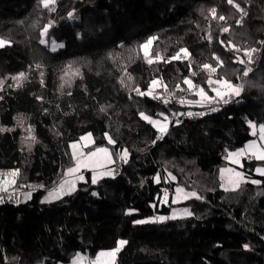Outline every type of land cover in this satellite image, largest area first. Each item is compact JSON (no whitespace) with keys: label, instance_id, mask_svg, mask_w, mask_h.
I'll use <instances>...</instances> for the list:
<instances>
[{"label":"trees","instance_id":"obj_1","mask_svg":"<svg viewBox=\"0 0 264 264\" xmlns=\"http://www.w3.org/2000/svg\"><path fill=\"white\" fill-rule=\"evenodd\" d=\"M0 39V169L17 171L14 188L40 187L25 202L0 203V264L92 257L119 239L127 243L115 264H264V177L253 170L264 161L242 167L260 184L224 190L219 178L228 151L264 123V0H56L48 9L0 0ZM153 79L175 92L189 79L211 97L209 79H244L242 101L213 111L195 93L192 105L161 104L135 91ZM169 110L177 117L162 135L140 116ZM87 133L84 150L108 148L118 173L92 184L84 172L74 191L44 202L74 164L71 143ZM179 186L201 198L172 203ZM180 206L192 215L135 223Z\"/></svg>","mask_w":264,"mask_h":264},{"label":"snow or ice","instance_id":"obj_2","mask_svg":"<svg viewBox=\"0 0 264 264\" xmlns=\"http://www.w3.org/2000/svg\"><path fill=\"white\" fill-rule=\"evenodd\" d=\"M41 3H42V5H43L44 8L48 9L50 7V5H55L56 4V0H41ZM228 3L229 4H232L233 3V0H228ZM236 7L239 8V5H236ZM50 10H53L54 11L55 9L53 7ZM241 11H243V10L241 9ZM215 12H216V10L215 9H212L213 16H215ZM68 15H69V17H72L73 16V13L72 12H69ZM219 19L220 20H224L225 17L220 16ZM51 26H52V23L49 22V24L44 27V30L41 33V35L42 36H46L47 33H48V31H49V28ZM223 31L224 32H227V31H229V29L227 27H225L223 29ZM209 39H211V37H209ZM40 42L43 44V43H45V40L44 39H41ZM6 43H8V42L5 39H0V47H4ZM151 43H152V40L150 39V40L147 41V43L145 45H143L146 56L148 54L147 53L148 45H150ZM60 46L63 47V45H60ZM55 50L56 49H55V46H54L53 47V51H55ZM181 51H184L185 52V55H187L186 50L181 49ZM252 51H255V49H253ZM246 55H248V59H249V63H250L251 62V59H252L251 54L250 53H246ZM178 58H179V53H177L176 57H173V59H178ZM157 59H159V57H157ZM152 62L153 61L151 59L148 60V63L151 64ZM240 62L241 63H244V61H240ZM37 67H39V66H37ZM204 68L205 69H209L210 66L208 64H205L204 65ZM212 71H214V69H212ZM252 71L253 70H252L251 67L246 68V70L243 72V76L247 77L249 75V73H251ZM21 78H24V73H20L19 77H15L14 79H17L19 81ZM160 83H161V81H158L156 79H153L152 82H151V85L149 87L148 92H142L138 88L135 89V91L140 96L152 95V89H153V87L159 85ZM184 84L185 85H188L190 88L194 87V85L192 84V81L189 80V79H185L184 80ZM208 84H209V86H212L213 84H224L226 88L232 89V92L237 97L240 96L241 90H242L240 87H233V85L230 84V83H228L227 81H219V80L218 81H212L211 79H209L208 80ZM166 87L167 86L165 85V88ZM198 95L202 99H208V97L205 95V92H204V89L203 88H200L199 89ZM217 96H220L223 99V94L220 91H217ZM153 98L154 99H157L159 97L153 96ZM228 102H229L228 99H224V103L225 104H227ZM164 103H168V101L165 100ZM181 103H183V101H181ZM215 110L216 109H213V111H215ZM160 115L163 116L164 114L163 113H160ZM181 115H183V114H181ZM188 115H191V113H188ZM140 116H141L142 119L148 121L151 124H156L157 123V121L151 119V117L145 115L143 112L140 113ZM164 120L167 121L168 120V117L167 116H164ZM166 130H167V126L166 125L161 126L159 128V131L161 133L165 132ZM259 131H260L259 140L262 141V142H264V124L260 125ZM252 134L255 136L256 135V132L253 131ZM90 138H91V135L90 134L82 137L83 140H89ZM109 142L110 143H114V141H112L111 137H109ZM85 146H87V145H85ZM71 147L74 150L73 153H72V155H73V158L76 159V165H75V167L68 168V170H67L68 173H76L81 168H89L90 167V161L77 158V154L75 152V149L77 148V144L76 143H73L71 145ZM248 149H250L251 151L248 152ZM98 152L105 153L106 157L109 160L111 159L110 156H109V154H108V150L105 149V148H98L95 151H91V152L87 153L86 155H87V157L91 158V157H95ZM246 153L248 154L249 158H254L257 161H264V143H262V144H260L258 146L257 143H256V141H253L252 143H250L247 146V149H241L240 151H237V152H231L228 155H229L230 158H235V157L243 156ZM127 155L128 154L125 151L123 153V155H122L121 158L122 159H125L127 157ZM233 162L234 163H237V164L240 163V161L239 160H236V159H233ZM225 171H229V170L228 169H221V177L222 178H223V174H224ZM254 171L256 173H258L260 176L264 177V167H257V168H255ZM11 175L12 176H15V175H17V172H13V173H11ZM104 176H113V178H114V173H113L112 170H108V171H105V172H100L98 174L94 172L93 177H92V180H91V183L92 184H96L98 182V179L99 178H103ZM78 179L83 180L84 177L82 175H80L78 177ZM155 179H156V182L159 183L160 178L159 177H156ZM172 179H175V178L172 177ZM242 181L247 182V179L245 177V174L242 173V172H238V171H234L233 170V176L229 177V179H228V182L233 185V189L238 188L240 186V183ZM9 183H14V181H10ZM250 183H252V184L255 185V184H260L261 181L260 180H257V179H251L250 180ZM74 189H75V185L74 184L68 185L67 190H65V184H61L60 187H59V189H56V190H53L52 192H49V198L54 197V196L58 197V195H59V193L61 191H63L64 194H70L71 191H73ZM0 191H7V188L0 187ZM176 192L177 193H182V192H184V189L177 188L176 189ZM92 195L95 196V195H97V193L96 192H93ZM184 195L186 197H196L198 199L201 198V197L197 196V193L195 191H193V192H186V193H184ZM29 196H30V194H29ZM167 196H168V193H167V190H165V192H164L165 200L162 201V202H166ZM47 199L48 198H46V202H47ZM0 202H2V200H0ZM173 202H175V201H173ZM185 212H186L187 215H192V213L191 212H188L187 209H185ZM168 218L169 217H163V216H161V217H157V218L153 219L152 221H148V220H137V221H135V223L136 224H143V223H148V222H162V221H164L165 219H168ZM170 218H176V217H175V215H173V217H170ZM125 243H127V242L124 241V240H120L119 241V244L121 246L124 245ZM245 247H247V246H245ZM118 251H119V248L115 249L113 252L101 253L100 255L101 256H104V255L115 256V253L118 252ZM97 259H99V257H97Z\"/></svg>","mask_w":264,"mask_h":264},{"label":"rangeland","instance_id":"obj_3","mask_svg":"<svg viewBox=\"0 0 264 264\" xmlns=\"http://www.w3.org/2000/svg\"><path fill=\"white\" fill-rule=\"evenodd\" d=\"M142 49L144 50V47H142ZM1 83H2V81L0 80V85H1ZM213 85H214L213 89H215V92H214V95H213L214 97H220V96H217V91H220L223 94V96H228V95H231V93H233L232 89L226 88L224 84H213ZM158 87H159L158 85L153 87L152 91L156 90ZM233 87H236V86L233 85ZM198 91L196 92L197 95H198ZM205 95L208 97V99H203V100L204 101H210L211 100V96L206 94V93H205ZM200 99H202V98L200 97ZM151 119L157 121V123L156 124H151L150 123V124L158 131L159 134H161V135L164 134L165 132L161 133L159 131V128L161 126H164V125H166L167 128H168L169 120L165 121L164 120V115L161 116V117H151ZM262 124H264V123H262ZM259 129H260V126H258V127H255V126L253 127L252 126L251 131H252V133H253V131H255L256 132V136L253 139H250V140L246 141L245 143H243L241 146L235 148L234 150L228 151V153H227L228 160H226V164L223 167H221V169H228L229 171H225L224 174H223V178H222L221 177V169L219 170V178H220V180L222 182L221 183V188L222 189H224V190H233V185L228 182L229 177L233 176V170L244 173V171H242V167L244 166V159L255 160L254 158H249L247 153L245 155H243V156L235 157V158H230L228 154L231 153V152L240 151L241 149H247V146L250 143H252L253 141H256L258 146L260 144L264 143V142L259 140V135H260ZM88 134H90V133L84 134L77 141L73 142V143L77 144V148L75 149V152H76L77 155H78V152H79L78 151L79 148H81V147L83 148L85 145H88L89 143H91L93 141L92 136H91V138L89 140H83L82 139V137H84V136H86ZM73 143H71V145ZM71 145H70V147H71ZM71 150H72V153H73L74 150L72 149V147H71ZM125 151L126 150H123L121 152V156L123 155V153ZM250 151L251 150L248 149V152H250ZM233 159L239 160L240 163L239 164L234 163ZM255 161H257V160H255ZM257 167H264V165L261 164V163H256L254 165V169L253 170H255V168H257ZM108 170H109V168H107L106 170L104 169L102 171H108ZM13 172H17V171L15 169H0V187L7 188V191H0V200H2V202H0V203H4V202L19 203V202H25L28 199H30L31 190H20L18 192H15V188L13 186H14V183H15L17 175L12 176L11 173H13ZM254 174L255 175H259L255 171H254ZM105 177H107V176H104L103 178H105ZM245 177H246L247 181H249V182H250L251 179H255V178H252V177H248L246 174H245ZM85 179L86 178L84 177L83 181H85ZM99 179L101 180L102 178H99ZM10 181H14V183H9ZM243 182L244 181H242L241 183H243ZM177 188L183 189L180 186L176 187V189ZM176 189H175L174 194L172 196V200L175 201V203H177V202L180 203V201H185V200L191 198V197H186L184 195V193L191 192V191H187V190L184 189V192L177 193ZM53 190H55V189L54 188L50 189V190L46 191L43 194L42 200L44 202H46V198H48L47 202L54 201V200H50V199H53L52 197L49 198V192H52ZM29 194H30V196H29ZM182 208L183 209H187V211L189 212V209L187 207L182 206ZM173 215H175V217H183V215L178 213L176 210H171V212H170L168 217H173ZM184 215L187 216V214H184ZM157 217H161V216H157ZM120 240H123V239H119L117 241L116 246L114 248L100 250L92 257H89L85 253L78 252L68 262H59L57 264H86L85 260L87 258H89V261H90L89 264H115L117 253L123 247V245L121 246L119 244ZM117 248H119V251L115 253V256H109V255L101 256L100 255L101 253L113 252ZM97 257H99V259H97Z\"/></svg>","mask_w":264,"mask_h":264},{"label":"built area","instance_id":"obj_4","mask_svg":"<svg viewBox=\"0 0 264 264\" xmlns=\"http://www.w3.org/2000/svg\"><path fill=\"white\" fill-rule=\"evenodd\" d=\"M194 87L190 88H182L180 89L178 92H175V91H172V90H169L168 88H163V89H156V90H153L152 91V97L153 96H157L159 98L157 99H154L156 102L158 103H161V104H178V105H183V104H195L194 102H191L190 101V97L195 94L199 87L198 85L196 84H193ZM239 86L240 88L243 90L244 88V79L239 83ZM241 90V91H242ZM224 99H228V103H231V102H240L242 101V98L241 97H237V96H234V95H228V96H223V99L221 97H211V100L210 101H204L202 103H200L201 105H204V106H209L211 108H218V107H221V106H224V105H227L224 103ZM167 100L168 103H164V101ZM181 101H183V103H181ZM174 111L172 110H169L168 111V119H169V122H171L174 118L177 117V114H175ZM162 137L161 136H158L156 138L157 141H161ZM121 167V159L119 156H117V158L114 160V163H113V168H112V171L114 174H117L119 169ZM37 189V188H40L38 186L36 187H31L29 188V190H33V189ZM22 189L20 188H15V192H18ZM161 191L164 192L165 191V188H161ZM86 264H89V260H85Z\"/></svg>","mask_w":264,"mask_h":264},{"label":"crops","instance_id":"obj_5","mask_svg":"<svg viewBox=\"0 0 264 264\" xmlns=\"http://www.w3.org/2000/svg\"><path fill=\"white\" fill-rule=\"evenodd\" d=\"M91 143H89L88 145H90ZM85 147L86 146H84L83 148L82 147L79 148V150H78L79 152H78L77 158L90 161V167L89 168H81L76 173H68V171H67L68 169H66L64 171V173H63V177H62L61 181L54 187L55 190L59 189L61 184H65V190H67V187L70 184H74L75 188H76L77 184L79 182L83 181V180L78 179V177L80 175L85 177L84 172H88L89 173V178H90V180H92L94 172L98 174L100 172H105V171H102V170H104V169L106 170L107 168H109V170H111V167L113 166V163H114V157H113L111 151L108 148L99 147V148H105V149L108 150V154H109V156L111 158L110 160L106 157L105 153H103V152H98L95 157H91V158L87 157V155H86L87 153H89L91 151H95L98 148L90 150V151H85L84 150ZM70 153H71V156L73 158L71 147H70ZM73 160H74V164L71 167H75V165H76V159L73 158ZM226 160H228V157H226ZM99 180L100 179H98V181ZM63 195H66V194H64V192L61 191L59 193L58 197L54 196V197H52L53 199H50V200H55L57 198H60ZM180 202H182V201H180ZM172 203H175V202H173V200H172ZM177 203H179V202H177ZM172 210H176L178 213L182 214L183 217L185 216L184 214H186L185 209H183L182 206L175 207Z\"/></svg>","mask_w":264,"mask_h":264}]
</instances>
